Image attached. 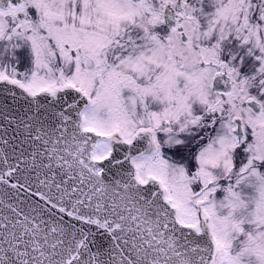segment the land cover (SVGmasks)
Wrapping results in <instances>:
<instances>
[{
	"label": "snow or ice",
	"instance_id": "snow-or-ice-1",
	"mask_svg": "<svg viewBox=\"0 0 264 264\" xmlns=\"http://www.w3.org/2000/svg\"><path fill=\"white\" fill-rule=\"evenodd\" d=\"M0 264H264V0H0Z\"/></svg>",
	"mask_w": 264,
	"mask_h": 264
}]
</instances>
